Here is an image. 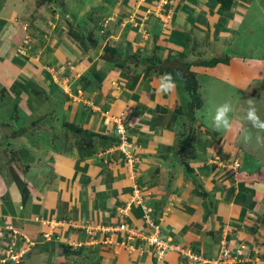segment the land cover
<instances>
[{"label":"crops","instance_id":"0c3cea01","mask_svg":"<svg viewBox=\"0 0 264 264\" xmlns=\"http://www.w3.org/2000/svg\"><path fill=\"white\" fill-rule=\"evenodd\" d=\"M129 1L116 5L134 14L131 22L143 14L149 29L157 25L160 55L171 29L181 30L183 44L216 21L207 14L209 0L171 1L167 28L146 15L149 1ZM234 1L233 11L240 7ZM49 8L33 6L24 19L0 11V106L13 110L8 131L14 124L22 130L6 144L12 163L0 181V222L13 229L12 249L25 246L21 234L32 243L21 264H218L220 240L230 259L236 244L244 245L239 264H264V189L257 190L264 163L248 153L242 126L229 118L232 128L217 131L211 118L194 115L196 107L184 123L190 98L183 86L161 95V73L126 75L117 59L77 49L56 23L61 11L46 19ZM236 15L234 28L242 14ZM42 28L50 30L43 35L51 39L47 46L38 37ZM215 36L207 41L216 42ZM214 67L202 68L203 76ZM224 67L218 69L230 74V63ZM116 117L124 124V152L117 147ZM75 128L96 135L81 140ZM233 158L240 161L237 169L229 163ZM14 176L25 184L24 201ZM142 206L159 237L202 260L192 262L176 250L158 256L147 241L154 230L144 223ZM45 233L53 238L45 241Z\"/></svg>","mask_w":264,"mask_h":264},{"label":"rangeland","instance_id":"374dc122","mask_svg":"<svg viewBox=\"0 0 264 264\" xmlns=\"http://www.w3.org/2000/svg\"><path fill=\"white\" fill-rule=\"evenodd\" d=\"M124 1L125 0H53L47 4L51 10H49V12L45 10L44 16L46 19H54V15H58L55 13L56 10L61 11L57 17L55 16L56 18H60L58 19L59 21L56 19V23L59 25L61 24V29H64V33L77 49H81L84 53H88L89 55H91L93 51H96L95 54L97 53L99 56L112 51V54L122 57L121 60L117 61L118 69L126 75L128 72H130L132 76L140 74L147 75L161 71L160 69L164 71L165 68L181 66L183 61H199L209 59L213 56L226 57L228 59L227 63H219L222 65H218V67L217 63L211 71V76H203L204 74L201 68L193 69L196 72V92L201 100V105L196 107L199 109L198 115H194L198 117L203 113L202 119L211 118L217 106L224 102H230L233 111L229 114V118H234L233 122L238 123L235 125L236 128L242 126V129L247 130L252 137L247 143L243 140V142L248 145V153L253 154L251 156L255 155L261 158L264 163V132H259L257 129L253 128L245 119L248 101L251 100L257 109L258 116L261 120H264V0H239L240 3L237 4H239L240 7L238 6L237 8L234 6V11L230 10V13L232 12L231 14L229 12L219 13L217 10L218 4L209 0L207 7L209 4L210 5L207 14H210V17L213 16L216 18V21L212 23L214 27L208 31L209 23H207L203 31H197L195 33V35L204 39H200L198 36L186 37L187 41H184L182 44L183 33L181 30L171 29L165 34L164 41L166 44L163 46L165 49L161 55L158 51L159 45H157L159 29L157 31L154 29L157 25L154 26L153 24L149 29L148 26L145 25V19L142 17L143 14H140L139 18H135L136 21L132 20L131 22L129 17L134 14L125 12L121 6L116 5L117 2L123 3ZM147 1L153 4V7L148 8L150 11L158 6L162 9H166L165 13H163L164 18L161 26L167 28L171 23L172 14V7L170 6L169 8V3L171 1L174 2V0ZM36 2V0H0V11L5 10V14H15L18 18L24 19L28 16L33 6L36 8L38 7ZM129 2L134 5L135 1L130 0ZM245 6L246 8H241ZM233 12L235 13L233 14ZM123 13L124 15H122ZM237 13L242 14V16L236 19L238 24H236V28H234L232 22L237 18ZM196 20L198 21V19ZM47 21L49 20H46V23ZM225 24L228 26L229 30H225L223 27ZM203 25L205 27V24ZM140 26L142 28H140ZM197 28L199 29V27ZM152 29H154V33H151ZM168 29H170V27ZM41 30L43 31L42 33L39 31L38 37L44 41L43 45L47 46V41L50 38L43 37V35H47L50 30L47 28H42ZM74 30H78V35L73 32ZM185 35H187V33H185ZM211 35H216L213 39L218 37L216 42L210 43L207 41V38ZM175 40L180 43H177ZM198 40L201 41L198 42ZM53 44L56 45V43ZM178 47H180L181 51L177 50ZM90 49L91 52H89ZM229 63L231 68L229 69L230 74L227 71L223 72V70L218 69L219 67L225 68L224 66H227ZM239 67H241V69H239ZM174 80L177 86H183L186 91V82L182 77H177V79L175 78ZM1 99L0 96V100ZM190 99L188 107L184 109L186 112H183V115L186 117H184V123H190L192 119L190 113L193 107L191 108L192 104L190 103ZM5 108L6 107L3 108L0 106V128H4L0 130V181H4L7 174H10L6 167L12 163V155L8 149L9 146H6L10 137H8L6 132L10 128V126L7 125L9 124V120L7 119L12 117L13 110L8 111V108L7 110ZM13 126L15 128L14 132H17L19 127L16 124ZM178 126V128L182 130V125L179 124ZM26 135L28 136V134ZM257 136L261 138L260 141H257ZM242 137L243 134L240 138ZM80 139L83 140L82 137ZM24 141L26 140L24 139ZM5 149H7V151ZM235 159L236 158H233L232 162L229 163H231V165L234 164L236 166L234 169H237L240 161ZM258 161L260 160L256 159L254 162ZM1 186L0 184V187ZM12 232L13 229L10 228L9 225L5 226L0 222V264H21L22 260L26 258L23 257L25 250H29V248L23 249L24 252L15 261L4 256L3 250L7 248V243L9 242L8 236L12 235ZM127 233L130 234V230H127ZM42 237L45 240L49 236ZM21 239L29 245L32 244L22 234ZM13 250L18 249L15 247ZM2 258H6V262L1 261ZM34 263L32 259L29 261V264Z\"/></svg>","mask_w":264,"mask_h":264},{"label":"trees","instance_id":"16d2710c","mask_svg":"<svg viewBox=\"0 0 264 264\" xmlns=\"http://www.w3.org/2000/svg\"><path fill=\"white\" fill-rule=\"evenodd\" d=\"M36 1H37L36 5L40 6L42 4L47 5L50 2H52L53 0H36ZM212 1H214L215 3L218 4V9L217 10H218L219 13H222V12H229L230 13L231 7L234 4V0H212ZM73 32L77 33L78 30L77 31L74 30ZM77 35H78V33H77ZM76 41H77V39H76ZM112 53H113L112 51L106 52L104 54L105 56H107L105 58V60L111 61V62H115L116 59L118 61L121 60L120 58H117V56H115ZM227 60L228 59L226 57L213 56V57H211L209 59H203V60H199V61H197V60L183 61L181 66H177L175 68H165L164 71L162 69H160L161 71H157L156 73H161V74L171 73L173 75L174 79L175 78L177 79V77H179V78L182 77V79L186 82L185 83V89H186L187 93L189 94V97L192 98V99H190V103L192 104L191 108L192 107H198L201 104V100L198 97V94L196 92V87H197V81H196V77H195L196 72L193 69H196V68H201L202 69V68H207V67H214L217 63H227ZM190 69H192V70H190ZM203 74L205 75V73H203ZM3 129L0 128V130H3ZM75 130H76L77 133L81 134L82 138H84V139H86L88 141L91 140V138L94 137V135H96V134H94L92 132L83 131L80 128H75ZM21 132H22V130H18L17 132H14V131L9 132L7 130L6 133L9 136V135H17V134H19ZM97 137H101V139L102 138L104 139L103 136H99L98 135ZM88 141H86L87 144L89 143ZM14 179L16 181L17 187H18L20 195H21V201H24V199H26V197H27V189L25 188V184L22 181H20L17 178V176H14ZM23 256H24V254H23Z\"/></svg>","mask_w":264,"mask_h":264},{"label":"built area","instance_id":"2783aa9c","mask_svg":"<svg viewBox=\"0 0 264 264\" xmlns=\"http://www.w3.org/2000/svg\"><path fill=\"white\" fill-rule=\"evenodd\" d=\"M114 121V132L115 134L119 137L118 138V144L117 147L120 151L124 152L123 150V146L126 143V138H125V133H124V124L122 123V118L121 117H116L113 119ZM233 167H236L234 164L232 165ZM135 188V187H134ZM142 212H143V221L144 223L149 226L152 230H154L151 234H149L147 237V241L154 247L156 253L158 256H162L166 251L168 250H176L180 253H182L184 256H186L188 259H190L192 262L193 261H200L202 259H200L198 256L190 253L188 250H183L180 246H178L175 243H172L168 238H164V237H159L158 233H157V225L155 223H153L152 219L149 216V208L147 207H143L142 206ZM125 226L120 224L118 226L119 229H125ZM133 233V231H130V234ZM44 237H48L46 238V240L50 239V234L45 233L43 234ZM129 234L127 233V238H129ZM219 250H218V264H239L240 259L237 258L239 255L242 254V250L244 248V245L242 243L236 244V246L234 247V259H230L229 257V249L225 246L224 241L220 240L219 241V246H218ZM24 252L23 249L19 248L17 250L16 253H11V248L8 247V249L5 252V256L12 259V260H16L18 257L21 256V254ZM5 259H1V261H4ZM233 260V261H231Z\"/></svg>","mask_w":264,"mask_h":264},{"label":"clouds","instance_id":"9594fccd","mask_svg":"<svg viewBox=\"0 0 264 264\" xmlns=\"http://www.w3.org/2000/svg\"><path fill=\"white\" fill-rule=\"evenodd\" d=\"M163 8H165V7H163ZM154 10H156V11H154ZM154 10L146 11L145 13H146V15L151 13L152 15L156 16L159 23H160V26H161V24L163 22V18H164L163 13H165L166 9H161V7L158 6ZM160 17H162V18H160ZM176 86H177L176 81L174 80L173 75L171 73H164L159 77L157 92L161 95L171 94L175 90ZM232 111H233V107H232L230 102H224L223 104L217 106L214 114L211 116L212 127L217 131H219V130H230L232 128V123L229 119V114ZM245 119L251 124V126L253 128L257 129L259 132H264V120H261L260 117L258 116L257 109L251 100L248 101V109L246 112ZM242 134H243V140L245 143L249 142L252 139L251 135L248 133L247 130L242 129ZM256 139H257V141L261 140V138L259 136H257ZM262 189H264V184L257 185L258 191H260ZM124 226H125V224H124ZM125 230H126V226H125ZM10 238H11V236L9 237V242L7 243V248L3 250L4 256H5V252L8 249V247L11 246ZM52 238L53 237L50 234V239L49 240L45 239V241H50ZM54 238H56V237H54ZM28 246H29V244L25 243V246L21 249L25 250V248H27ZM218 246H219V243H218ZM16 252H17V250H16ZM16 252H15V250L11 249V253H16ZM26 252L27 251L25 250V253ZM6 258H8V257H6ZM6 258H4L5 259L4 262H6ZM8 259H10V258H8ZM200 259H202V258H200ZM10 260H12V259H10Z\"/></svg>","mask_w":264,"mask_h":264}]
</instances>
